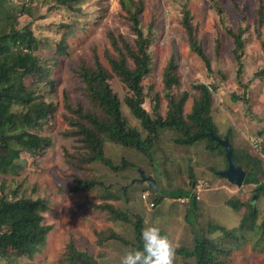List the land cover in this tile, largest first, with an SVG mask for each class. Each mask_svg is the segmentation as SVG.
I'll use <instances>...</instances> for the list:
<instances>
[{"label": "rangeland", "instance_id": "rangeland-1", "mask_svg": "<svg viewBox=\"0 0 264 264\" xmlns=\"http://www.w3.org/2000/svg\"><path fill=\"white\" fill-rule=\"evenodd\" d=\"M124 2H129L127 8L132 12L139 11L140 27L150 40L147 52L151 70L141 82L144 109L152 118L165 115L167 99L161 76L173 61L179 83L171 93L187 94L184 116L198 97L195 87H210V114L217 136H227L236 152H246L259 162V178L264 180V0H83L68 6L54 0H5L6 8L17 15V27L28 25L38 42L35 54L43 71L41 75L25 76L24 84L54 111L31 130L47 138L48 145L38 152L20 153L14 168L0 173V197L44 200L48 210L42 224L50 228L49 232L35 253L9 251L10 259L0 257V264H62L61 255L69 241L96 264H119L125 251L139 247L134 235L136 216L141 218L143 228L157 223L176 250L192 248L199 235L218 237V231L209 233L212 226L236 228L245 207L233 210L228 201L252 203L258 212L257 224L264 216V196L256 195L254 185L236 187L217 176L226 169L222 155L206 151L205 142L192 147L177 145V134L172 130L159 133L150 159L134 149L105 141L103 159L119 170H111L103 162L79 163L81 146L71 133L65 104L89 108L77 70L96 61L106 64L105 54L113 53L109 34L131 43L134 40ZM184 13H188L192 35L209 60L211 71L190 49L182 26ZM238 29L244 30L240 78L236 77L233 57L236 46L227 33ZM109 83L121 100L128 123L145 138L123 103L125 86L117 78ZM20 109L12 108L15 112ZM243 167L252 168L245 163ZM139 172L155 181L156 191L147 183L136 182ZM74 178L100 185L90 191H75ZM179 191L187 192L190 198L168 196ZM191 197L197 202L196 218L187 216ZM103 205L112 206L128 221L115 219L100 208ZM110 233L126 244L118 239L105 240ZM252 245L232 252L230 264H264V250ZM186 261L193 264V259L185 260L175 252L174 264Z\"/></svg>", "mask_w": 264, "mask_h": 264}, {"label": "trees", "instance_id": "trees-1", "mask_svg": "<svg viewBox=\"0 0 264 264\" xmlns=\"http://www.w3.org/2000/svg\"><path fill=\"white\" fill-rule=\"evenodd\" d=\"M61 6H68L83 0H54ZM129 2L122 3L131 23L134 40L131 42L122 36L114 37L109 34L111 54H105L103 65L96 61L94 65L78 67L77 75L83 83L84 97L89 108L81 106L72 107L65 104V109L70 114V127L72 135L77 137L81 146L79 151L80 164H93L103 162L109 169L120 168L104 161L103 145L105 141L123 148L134 149L147 158H151V148L161 131L172 130L177 134L174 142L184 147H192L205 142L204 149L209 152H218L224 157L223 149L216 143V127L211 118V89L199 84L195 87L198 97L194 99L191 111L184 116L183 109L187 94L175 96L171 93L178 83L176 66L170 61L164 68L161 83L166 92V113L152 118L144 109V92L142 80L151 70V58L147 52L150 40L145 36L140 27L139 11L132 12ZM128 7V8H127ZM258 22H263L259 11ZM17 15L10 12L5 6V0H0V173L5 174L14 168L15 161L22 152H38L49 143L48 139L32 133L40 120L45 119L54 111L50 103H45L36 96L32 87L24 84L27 75H41L43 68L35 54L38 42L29 26L17 27ZM182 26L187 35L191 51L211 71L210 62L203 53L199 43L192 35L188 13H184ZM233 40L236 51L234 60L237 64L236 77H241V53L244 48L242 39L244 30L237 32L227 31ZM264 50V44H263ZM117 78L126 90L124 105L132 117L139 123L145 133L142 138L140 131L132 127L122 113V103L113 91L109 81ZM244 99V98H243ZM14 106L20 111L12 110ZM227 138V136L225 137ZM235 162L245 172L243 185H254L256 195L264 196V180L259 178L256 164L252 165L246 152H236L229 143ZM251 166L252 170L243 167ZM259 163V162H257ZM127 167V166H126ZM213 172V170H212ZM214 173V172H213ZM75 191H90L100 183L74 178ZM170 198L189 197L187 192H170ZM190 198V197H189ZM160 200L156 201L158 204ZM188 215L196 218L197 202L194 197L189 201ZM227 205L233 210L245 207L239 225L233 229L219 226L209 228V233L220 232L216 238H194V245L190 249L180 248L176 253L185 260L193 259V264H230L232 252L239 250L248 243H253L254 249L264 250V216L257 224L258 212L252 203L228 201ZM100 208L107 210L115 219L127 222L126 215L120 213L112 206L103 205ZM48 207L42 199L19 198L11 200L5 196L0 197V257L10 259L9 251L20 255L35 253L44 244L49 227L42 224L43 214ZM135 240L141 246L140 233L143 228L141 218L134 219ZM121 240L123 238L115 233H110L105 240ZM138 247V248H139ZM62 264H96L93 258L76 248L72 241L65 247L61 255ZM184 264H190L185 262Z\"/></svg>", "mask_w": 264, "mask_h": 264}, {"label": "clouds", "instance_id": "clouds-1", "mask_svg": "<svg viewBox=\"0 0 264 264\" xmlns=\"http://www.w3.org/2000/svg\"><path fill=\"white\" fill-rule=\"evenodd\" d=\"M141 246L125 251L119 264H174L176 248L166 234L161 233L157 223L142 228Z\"/></svg>", "mask_w": 264, "mask_h": 264}, {"label": "water", "instance_id": "water-1", "mask_svg": "<svg viewBox=\"0 0 264 264\" xmlns=\"http://www.w3.org/2000/svg\"><path fill=\"white\" fill-rule=\"evenodd\" d=\"M215 140H216V143L223 149L225 160L227 163L226 169L223 171L217 172L216 173L217 176L225 179L227 182H229L230 184L236 187H241L244 181V178H245V172L235 162L228 139L227 138H224V139L215 138ZM251 162L255 163L259 173H262V168H261L260 163H257L255 159H251ZM139 177L140 178L136 180L137 183H147L148 187L151 190L156 191V183L152 178H148L144 176L142 172H139ZM198 237H200V235Z\"/></svg>", "mask_w": 264, "mask_h": 264}]
</instances>
